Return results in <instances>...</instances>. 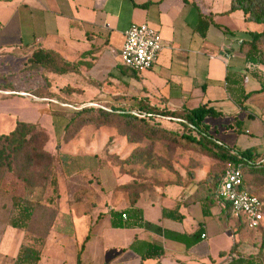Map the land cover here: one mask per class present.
<instances>
[{
    "label": "crops",
    "instance_id": "obj_1",
    "mask_svg": "<svg viewBox=\"0 0 264 264\" xmlns=\"http://www.w3.org/2000/svg\"><path fill=\"white\" fill-rule=\"evenodd\" d=\"M229 5L230 0H0V72L9 71L18 48L53 49L67 59L83 60L87 75H112L107 79L118 99L131 95L167 108L212 105L221 111L205 118L214 139L264 151V63L247 66L240 49L262 23L246 20L242 10ZM209 13L201 33L199 16ZM133 21L154 26L162 42L154 63L138 71L108 55L110 49L118 56L123 31ZM228 73L244 75L243 89L249 94L242 110L226 89ZM1 116L2 121L8 118ZM10 121L8 130L14 125ZM198 179L168 182L140 192L133 203L103 207L99 216L89 217L80 263L218 264L215 253L229 251L236 218ZM7 205L0 200V225ZM111 210H123L124 217H111ZM110 219L122 224L113 226ZM12 228L0 227V264H13L24 240ZM217 236H226L228 244L213 247ZM75 237L74 232L50 229L42 237L36 264H71ZM155 245L161 246L160 254H153Z\"/></svg>",
    "mask_w": 264,
    "mask_h": 264
},
{
    "label": "rangeland",
    "instance_id": "obj_2",
    "mask_svg": "<svg viewBox=\"0 0 264 264\" xmlns=\"http://www.w3.org/2000/svg\"><path fill=\"white\" fill-rule=\"evenodd\" d=\"M260 43L264 48V37ZM29 53L30 49L14 50L9 71L0 72V131L8 130L13 124L10 119L34 122L33 139L42 155L29 166L28 172L16 174L13 164L3 175L8 190H0V200L8 205L0 227L10 225L8 218L14 211L11 194L14 199L27 197L34 203L27 226H14L11 230L23 233L21 245L40 248L44 234L55 228L74 232L78 249L90 229L89 217L93 219L96 213L99 216L108 204H127L140 192L152 191L155 186L197 178L201 181L206 173L221 171L223 162L185 141L180 136L185 129L175 120L159 118L157 126L169 130L171 139L158 136L159 130L150 134L137 121L121 118L78 125L77 120H72L66 129L63 124L78 107L92 104L130 111L136 105L135 100L131 95L118 99L112 81L108 80L112 75H87L86 64L79 58L67 59L55 52L49 65L41 66L29 59ZM108 55L120 63L114 51L111 54L108 49ZM64 61H72L74 65L68 67ZM55 65L69 69L57 72ZM1 114L8 118L2 121ZM130 153L136 160L128 158ZM202 171L204 174H200ZM52 178L56 190L50 183ZM243 179L250 191L264 199L262 171L246 170ZM233 232L236 233L233 241H237L233 254L226 250L215 253V261L224 264L240 255L243 264H264L262 227L251 229L238 221ZM71 240L73 250L74 239ZM212 241L213 247L228 244L226 236L214 237Z\"/></svg>",
    "mask_w": 264,
    "mask_h": 264
},
{
    "label": "trees",
    "instance_id": "obj_3",
    "mask_svg": "<svg viewBox=\"0 0 264 264\" xmlns=\"http://www.w3.org/2000/svg\"><path fill=\"white\" fill-rule=\"evenodd\" d=\"M144 4V3H143ZM141 4V5H143ZM240 9L243 12V16L246 20H253L256 22H261L262 27L259 30H251L250 38L242 40L240 44V49L245 52V57L247 59V66L256 64L257 62L264 63V48L261 47V40L264 37V0H230L229 9ZM210 13L199 16L197 23L198 30L203 33L207 24L210 21ZM57 51L44 47H31L29 53V59L32 62L38 63L41 66L49 65L53 57L56 56ZM67 60V59H66ZM67 66H73L72 61H64ZM120 64V63H119ZM125 67L124 65L120 64ZM69 69V68H68ZM64 66L57 67L54 66V71L63 72L68 70ZM243 79L244 75L242 73H236L226 75V89L233 98V100L238 104L239 110L246 107L245 99L248 97V92H244L243 89ZM135 107L130 111L123 110L119 107H110L106 109L101 106H94L92 104L83 105L78 107L74 113H72L69 119L63 124V126L68 129L67 123L72 120H77V125L85 122H96L99 124L108 123L117 120L118 118L137 121L143 125L144 129L150 134H156L159 130L158 136L162 138L171 139V132L169 130L159 128L158 122L159 118H165L169 120H175L181 125H183L185 131H182L180 136L184 138L187 142H192L204 150V153L218 159L223 162V167L219 173L215 171H210L201 179V181L209 184L210 188L213 189L218 179L221 177L224 165L227 162L240 163L242 170V178L244 171L246 170H260L264 173V151H257L253 146H246L240 148L238 146H228L222 142L217 141L210 134L209 123L205 120L206 117H216L221 114V111L215 109L212 105L207 103H201L194 107L180 106L177 108H167L160 107L153 103H150L145 99H134ZM150 122V123H148ZM236 124L240 123L239 119H235ZM35 123L31 121H26L22 119H16L12 128L5 132L0 133V190H8L6 183L3 182L4 173L11 168L13 164H16V174L21 172H28L29 166L36 161L41 159L40 151L38 150L35 142L34 136L36 134ZM174 140V139H173ZM128 158L132 161L136 160L134 156ZM28 178V175H26ZM50 183L53 189L56 190L55 179L52 178ZM179 183V181H178ZM246 189L250 191L244 183ZM256 194V193H254ZM258 195V194H256ZM259 196V195H258ZM11 207L14 211L8 218V223L12 226L24 228L27 226L28 221L33 213L34 203H31L29 199L26 198H16L14 195L10 196ZM130 202L133 203L136 198ZM263 205L264 199L259 196ZM230 216L231 211L229 205H224ZM124 213L123 210H111L110 216L118 215ZM125 214V213H124ZM263 218L260 222L251 229H256L262 227L261 239L264 240V223H262ZM242 223L245 227V223L241 219L236 218L234 228L232 230V239L236 235L233 231L237 228V222ZM110 223L113 226L121 225V222L110 219ZM249 228V227H247ZM87 235L84 236L85 240ZM236 242L231 243L228 253L233 254L236 247ZM83 241L80 242L79 247L76 251L75 260L71 264H81L79 253L82 249ZM155 253L160 254L162 252L161 246H153ZM39 256V248L30 245H20L16 259L13 264H36ZM250 263L251 261H247ZM243 257L237 255L230 259V261L224 264H243Z\"/></svg>",
    "mask_w": 264,
    "mask_h": 264
},
{
    "label": "built area",
    "instance_id": "obj_4",
    "mask_svg": "<svg viewBox=\"0 0 264 264\" xmlns=\"http://www.w3.org/2000/svg\"><path fill=\"white\" fill-rule=\"evenodd\" d=\"M161 48V38L154 26L133 21L123 31L119 62L134 71L146 69L154 63ZM213 193L223 206L229 205L231 215L241 219L247 227H255L263 218L264 205L258 195L244 186L240 163L229 161L224 165ZM121 216L124 217V213Z\"/></svg>",
    "mask_w": 264,
    "mask_h": 264
}]
</instances>
